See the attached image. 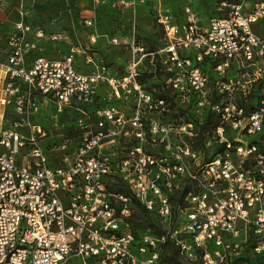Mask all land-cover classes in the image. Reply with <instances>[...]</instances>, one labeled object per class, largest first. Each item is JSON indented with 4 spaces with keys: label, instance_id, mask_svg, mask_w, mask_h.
I'll return each instance as SVG.
<instances>
[{
    "label": "built area",
    "instance_id": "1",
    "mask_svg": "<svg viewBox=\"0 0 264 264\" xmlns=\"http://www.w3.org/2000/svg\"><path fill=\"white\" fill-rule=\"evenodd\" d=\"M91 1L93 9L100 2ZM218 1L223 14L200 27L188 9L182 23H171L157 0H137L157 8L163 63L171 65L168 85L179 94L204 92V61L219 75L233 69L248 85L256 79L248 78L253 69L264 74V41L250 30L264 19V0ZM27 14L19 2L0 46V264H66L72 258L79 264H167L161 255L166 245L192 264H233L249 236L264 242V139L259 145L241 139L263 136L264 96L252 108L212 107L220 120L216 132L227 125L234 136L219 141L227 153L198 164L184 149L169 161L165 152L155 156L141 147L139 104L149 96L137 80L143 58L152 55L143 42L132 35L125 44L129 57L120 75L89 57L84 62L92 69L83 72L75 66L76 52L59 60L31 57L37 40L58 35L32 29ZM83 25L94 22L86 18ZM48 102L63 116L74 113L63 145L50 148L62 151L52 169L38 145L45 132L32 123L38 103ZM120 103L130 107L117 108ZM177 176L185 178L187 191L172 206L168 193ZM134 205L158 234L129 230Z\"/></svg>",
    "mask_w": 264,
    "mask_h": 264
},
{
    "label": "rangeland",
    "instance_id": "2",
    "mask_svg": "<svg viewBox=\"0 0 264 264\" xmlns=\"http://www.w3.org/2000/svg\"><path fill=\"white\" fill-rule=\"evenodd\" d=\"M157 1H161L158 2L160 10L162 13L166 11L171 23L182 22L185 18V9H188L200 27H203L208 17L223 14L217 10L218 0ZM110 2L95 6L92 18L95 32L90 38V31L83 25V17L88 16L91 6L89 0L81 6L72 0H30L32 29L39 28L44 34H55L59 38L57 41L43 42L40 46L43 55L50 60H59L70 52H76L74 62L77 68L86 70L83 59L89 57L94 64H103L112 74L120 75L129 57V47L121 42L130 40L133 35L136 40L143 42L144 53H152L143 58L137 80L140 90L149 96L147 103L140 101L139 104L138 120L139 132L142 133L143 138L142 149L144 151L152 149L155 156L165 152L169 161L178 154L179 150L188 149L197 155L195 162L198 164L208 161L217 153H227L222 150L219 141H230L234 136L227 125L220 133L216 132L215 126L220 124V120L212 107L216 104L219 108L230 104L232 107L247 108L258 104L264 96V84L260 78L264 74L260 73V76H257L253 69L252 75L248 78L256 79L248 85L245 83L246 79L233 69H228L219 75L212 71L211 67L204 65L199 67L206 77L204 92L200 94L187 89L183 94H179L168 85L171 74L166 69H170L171 65L163 63L165 55L161 50L165 41L154 18L157 8L152 4L111 8ZM259 22L263 25L259 27L257 22L250 25V30L263 36L264 19ZM113 38L117 41L115 45L109 42ZM89 39L91 42L94 39V42L90 44ZM185 79L186 76L182 81L184 82ZM182 85L185 86L183 83ZM222 86L227 87L228 91H222ZM116 107L127 110L130 103H120ZM73 116V112L66 116L56 113L53 102L45 105L38 103V113L32 123L39 125L45 132V137L39 140L38 145L45 154L46 165L50 169L54 167L55 160L62 153L50 148L63 145L65 132L72 125ZM227 123L223 121V124ZM241 139L243 142L256 141L259 145L258 140L264 139V134L262 136L259 132L255 135L243 136ZM229 156L235 160L233 153L229 152ZM176 178V187H171L168 193L172 206L179 204L181 192L187 189L185 178L181 176ZM150 224L149 215L133 207L129 230L145 233ZM150 231L159 233L158 229ZM257 247V251H254ZM173 253L178 263L192 264L183 259L172 245L162 248V259L168 258ZM146 257L147 255H144V258ZM239 257L245 259L235 260L233 264H264V242H260L253 235L249 236L241 246L237 258ZM79 262V259L72 258L66 264H79Z\"/></svg>",
    "mask_w": 264,
    "mask_h": 264
},
{
    "label": "crops",
    "instance_id": "3",
    "mask_svg": "<svg viewBox=\"0 0 264 264\" xmlns=\"http://www.w3.org/2000/svg\"><path fill=\"white\" fill-rule=\"evenodd\" d=\"M72 1H74L75 3H77V4H79L80 6L81 5H84L85 3H86V1L87 0H72ZM90 1V7H89V10H88V16H85V17H83V20L84 19H86V18H93V12H94V9H93V4H92V1L91 0H89ZM110 1H112V0H100V2H99V4H102V5H104V3L105 2H110ZM21 3L26 9H27V11H28V14H27V22L31 25V23H30V16H31V7H30V4H29V2H30V0H6L1 6H0V29H2L1 31H2V34L0 35V46H2L3 45V42H2V36L4 35V33H6V31H8L11 27H12V25H13V22L16 20V18H17V16H16V5L18 4V3ZM159 3H161V1H158ZM136 4H149V3H139V2H136L135 1V5ZM98 5V4H97ZM96 5V6H97ZM142 6H144V5H142ZM209 18V17H208ZM208 18L205 20V22L203 23V25L202 26H205L206 25V23H207V20H208ZM178 22V23H177ZM175 21V23H177V24H180V23H182V22H179V21ZM259 23V27L260 26H262L263 25V23L262 22H258ZM85 27V26H84ZM251 28V27H250ZM85 29H87V30H89L90 32H89V35H90V38H92L94 35H92V34H94V32H95V29H94V27H85ZM254 35H256L258 38H260L261 40H263L264 41V35L262 36V35H257V34H255V33H253ZM59 39V38H58ZM47 41H49V40H47V39H45V38H42V39H40V40H37L36 41V44H37V48L35 49V51H33L32 52V54H31V57H38V56H40V57H44V58H46L44 55H43V53L41 52L42 51V49H41V47L40 46H42V44H43V42H47ZM57 41V40H56ZM92 42H94V39H93V41ZM91 41H90V39H89V43L91 44L92 43ZM129 42V40L128 41H126V40H123V42H121V43H124V44H127ZM85 58L86 57H84V59H83V65H84V67L86 68V70H82L83 72H89L91 69H92V67H91V65L90 64H85ZM48 59V58H47ZM50 60V59H49ZM75 61V60H74ZM79 69V68H78ZM81 70V69H80ZM110 71V70H109ZM110 73H112L111 71H110Z\"/></svg>",
    "mask_w": 264,
    "mask_h": 264
},
{
    "label": "trees",
    "instance_id": "4",
    "mask_svg": "<svg viewBox=\"0 0 264 264\" xmlns=\"http://www.w3.org/2000/svg\"><path fill=\"white\" fill-rule=\"evenodd\" d=\"M209 66L210 67V65H208V63H207V61H204V62H202L201 63V67L202 66ZM251 108L253 107V106H250ZM187 187V186H186ZM186 191H187V189H184L182 192H181V197H180V199L178 200L179 201V203L181 202V200H182V197H183V195L186 193ZM134 207L135 208H137V209H140V210H142L140 207H138V206H135L134 205ZM143 211V210H142ZM130 220V218L128 219V221ZM151 223V222H150ZM148 228H150V229H152V230H154V229H157L153 224H150L149 226H148ZM154 233V232H153ZM243 260V259H245V257H242V258H235L234 260H233V263L235 262V260L236 261H239V260ZM167 264H180V263H178L176 260H175V255H174V253L171 255V256H169L168 258H165V259H163ZM241 260V261H242Z\"/></svg>",
    "mask_w": 264,
    "mask_h": 264
}]
</instances>
